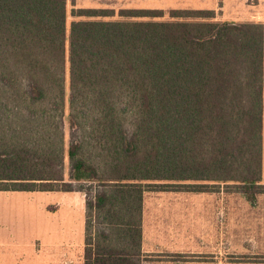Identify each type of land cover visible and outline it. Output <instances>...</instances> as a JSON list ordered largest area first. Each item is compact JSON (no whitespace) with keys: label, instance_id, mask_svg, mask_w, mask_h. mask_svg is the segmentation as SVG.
I'll return each instance as SVG.
<instances>
[{"label":"trees","instance_id":"obj_1","mask_svg":"<svg viewBox=\"0 0 264 264\" xmlns=\"http://www.w3.org/2000/svg\"><path fill=\"white\" fill-rule=\"evenodd\" d=\"M109 14L74 10L66 37V0H0V122H25L0 125V190L83 192L86 264H140L145 190L264 193V26ZM66 102L68 145L62 123L36 125L63 122Z\"/></svg>","mask_w":264,"mask_h":264},{"label":"crops","instance_id":"obj_2","mask_svg":"<svg viewBox=\"0 0 264 264\" xmlns=\"http://www.w3.org/2000/svg\"><path fill=\"white\" fill-rule=\"evenodd\" d=\"M158 1L159 8L163 9H208L219 10L222 14L226 8L221 0ZM218 187L216 190L202 192L179 187L145 190L142 195L140 254L137 256L140 264H250L233 261L229 257L236 253V249L239 250L241 232L234 229L231 216L230 222L226 220L223 187ZM0 192L36 191L0 190ZM75 192L82 194L81 191ZM83 196V219L81 221L80 212L77 211L76 230L73 229L74 210L64 211L63 217L67 218V222L59 224L58 229L43 223L38 232L33 231V212L26 209L0 211V223L5 228L9 227L0 231V264H86L87 200L85 194ZM12 203L14 205L1 206L31 207L27 204ZM50 208L55 210L53 206ZM232 209L230 207V210ZM13 215L23 218V230L11 229L8 225L7 217ZM249 233H244V236L248 238ZM246 250L248 251L247 248Z\"/></svg>","mask_w":264,"mask_h":264},{"label":"rangeland","instance_id":"obj_3","mask_svg":"<svg viewBox=\"0 0 264 264\" xmlns=\"http://www.w3.org/2000/svg\"><path fill=\"white\" fill-rule=\"evenodd\" d=\"M107 1V2H105ZM226 8L221 14L219 10L214 11L215 21H236V22H250V23H261L264 26V0H221ZM160 2L158 0H66V37L69 36L70 24L73 20L84 17H75L73 15L74 10L78 8H104L110 13L105 17H98V19L105 20H123V19H153V20H172L169 16V11L173 8H159ZM103 6V7H99ZM142 8H158L163 10L164 14L161 17L148 18V17H123L119 15L120 9H142ZM217 12V13H216ZM67 46V41H66ZM68 53V52H66ZM67 56V54H66ZM68 73H66V92L68 91ZM67 102L65 105L64 119L63 122H38L36 125H46L48 123H62V128L65 132V143L68 145L70 140V128L67 120L68 107ZM6 113L5 108L0 109V116L3 117ZM26 113V111H24ZM0 117V118H1ZM11 119L13 117L11 116ZM0 122L2 126L1 130L4 131L5 127L10 129H18L20 125H24L25 122ZM36 122H33L35 126ZM30 124V123H29ZM31 127V126H30ZM0 130V135L3 133ZM8 133H11V131ZM12 134V133H11ZM262 151H263V170H262V181L264 182V121L262 129ZM64 180H69V163L68 158L65 157L64 170H63ZM79 183L74 182L75 186H78ZM175 186V185H172ZM223 189V196L225 200L226 207V220L229 221L231 216L234 222V229L241 232V238L239 243V250L236 249V253L229 257L233 261L241 263H250V264H264V193L258 194L255 204L249 203L245 197L234 188L220 184ZM175 187H170L168 189H173ZM219 188L215 185L212 190ZM167 189V188H166ZM165 189V190H166ZM187 189V188H185ZM207 190V191H211ZM188 190V189H187ZM82 196L75 191L72 192H0V211L5 209H11L12 211L17 210H29L33 212L32 215V226L33 231L38 232L41 230V225L43 223L54 226L56 229L59 224L67 222V218L63 217V213L66 210L73 211L75 214V220L73 222V229L76 230L78 220H76V215L80 212L81 221L83 219V205L82 198H84L83 192ZM2 202H11V203H2ZM12 202H17L16 205H31V207H11L7 206L2 207L1 205L13 204ZM55 207V210H52L50 207ZM230 207L233 208L230 210ZM55 211V212H54ZM55 213V214H54ZM72 218V216H70ZM9 226L11 229L23 230L24 229V220L19 215H13L7 217ZM227 224V223H226ZM5 228L0 223V231L8 229ZM81 230H83V224L81 222ZM250 232L248 238L244 233ZM254 233V234H253ZM248 249V251L246 250ZM247 251V252H245Z\"/></svg>","mask_w":264,"mask_h":264}]
</instances>
